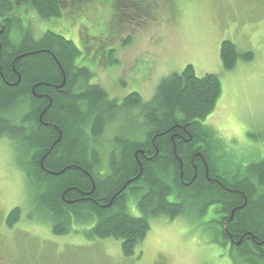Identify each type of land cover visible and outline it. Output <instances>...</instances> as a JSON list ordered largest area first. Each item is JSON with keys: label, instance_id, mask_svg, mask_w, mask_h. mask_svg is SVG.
I'll return each mask as SVG.
<instances>
[{"label": "trees", "instance_id": "trees-1", "mask_svg": "<svg viewBox=\"0 0 264 264\" xmlns=\"http://www.w3.org/2000/svg\"><path fill=\"white\" fill-rule=\"evenodd\" d=\"M68 1L28 0L44 21L64 18ZM12 12L0 0V138L22 157L33 216L54 236L68 235L73 224L88 226L81 231L87 239L119 240L131 257L151 219L211 212L204 225L229 246L233 264H264V155L231 164L203 124L221 95L219 77L198 78L187 65L163 78L150 101L130 93L117 102L91 84L89 69L76 66L81 53L72 41L51 31L35 39ZM90 36L87 46L101 51L102 35ZM106 55L110 60L113 51ZM219 56L225 72L253 59L229 41ZM121 124L127 130L117 134ZM130 197L139 217L128 210ZM19 216L12 209L8 225Z\"/></svg>", "mask_w": 264, "mask_h": 264}, {"label": "rangeland", "instance_id": "rangeland-1", "mask_svg": "<svg viewBox=\"0 0 264 264\" xmlns=\"http://www.w3.org/2000/svg\"><path fill=\"white\" fill-rule=\"evenodd\" d=\"M134 1L74 0L81 8L71 3L79 12L67 19L19 18L29 23L35 39L51 31L72 41L81 53L76 66L89 69L94 74L91 84L117 102L130 93L150 101L163 78L187 65L198 78L217 75L221 95L203 124L220 140L219 157L241 167L260 159L264 155V0H138V9ZM146 6L150 11L143 10ZM82 16L91 23V35H102L101 51L82 44ZM223 41L250 52L252 61L237 62L225 72L219 56ZM106 51H113L110 60ZM118 128L117 134L127 130L124 124ZM108 134L107 129L105 139ZM22 164L16 146L0 138V256L10 255L25 264H233L229 246L221 238L216 241L204 225L211 212L203 217L151 219L148 234L131 257L122 254L119 240L87 239L81 231L88 226L73 224L68 235L54 236L49 224L33 216ZM128 199L130 214L139 217L136 198ZM14 208L25 220L7 228L5 221Z\"/></svg>", "mask_w": 264, "mask_h": 264}, {"label": "flooded vegetation", "instance_id": "flooded-vegetation-1", "mask_svg": "<svg viewBox=\"0 0 264 264\" xmlns=\"http://www.w3.org/2000/svg\"><path fill=\"white\" fill-rule=\"evenodd\" d=\"M9 1V4H11V8H12V10H13V12H12V14L13 15H16V17H18V19L20 20V21H22L19 17H21V18H23V19H25V14L26 15H28V14H30V15H32V16H35V13H34V11L30 8V6H29V2H28V0H8ZM64 3V2H63ZM73 4V6H77V7H79V8H81V5H77L75 2H73V1H68V2H66V3H64L63 4V15H64V18L66 17V19H67V17L69 16V15H74V9L72 8V4ZM144 3V2H143ZM23 5V6H22ZM134 7L136 8V9H138V6H140L141 5V3L138 1V0H136V1H134ZM19 6H21V8L19 7ZM78 8V9H79ZM91 12V11H90ZM8 17L5 15V18L4 19H7ZM87 17L85 16V17H83L82 16V19H80V24L82 25V26H84L85 28L83 29V32H82V36H83V38H82V40L84 41L83 43L84 44H86V45H88L89 44V42L91 41V39H92V41H93V39L94 38H92L91 36H90V33H89V27L91 26V23H90V21H87ZM22 23H23V26L25 27V23H24V21H22ZM81 39V38H80ZM19 209V208H18ZM25 219H22L21 218V210H20V216H19V220H18V222L16 223V224H13L12 226H10V225H8V221H7V219H6V221H5V226L7 227V228H13V227H15L16 225H18L20 222H22V221H24ZM3 225H4V222H3ZM3 256V255H2ZM0 256V264H25V262H17V261H13L12 259H11V257H10V255H8V256Z\"/></svg>", "mask_w": 264, "mask_h": 264}, {"label": "bare ground", "instance_id": "bare-ground-1", "mask_svg": "<svg viewBox=\"0 0 264 264\" xmlns=\"http://www.w3.org/2000/svg\"><path fill=\"white\" fill-rule=\"evenodd\" d=\"M263 246V245H262Z\"/></svg>", "mask_w": 264, "mask_h": 264}]
</instances>
